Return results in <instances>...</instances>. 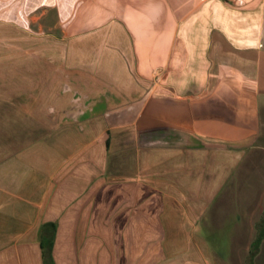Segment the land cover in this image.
<instances>
[{
    "label": "crops",
    "instance_id": "0c3cea01",
    "mask_svg": "<svg viewBox=\"0 0 264 264\" xmlns=\"http://www.w3.org/2000/svg\"><path fill=\"white\" fill-rule=\"evenodd\" d=\"M3 1L0 264H264V0Z\"/></svg>",
    "mask_w": 264,
    "mask_h": 264
},
{
    "label": "rangeland",
    "instance_id": "374dc122",
    "mask_svg": "<svg viewBox=\"0 0 264 264\" xmlns=\"http://www.w3.org/2000/svg\"><path fill=\"white\" fill-rule=\"evenodd\" d=\"M8 1L9 0H5V1H3V2H5V7H7V5H8ZM42 1H45V0H33V3H38L39 4V6L38 7H36L35 8V6L36 5H34V4H31L30 6H29V13L27 14V17H29L30 15L32 16V15H36L35 13H38V12H40L41 11V9H43V8H45L44 6H45V4H43V5H40L41 4V2ZM60 0H48V2L50 3V5H48V6H51L52 4H55L56 2H59ZM62 1V0H61ZM21 2H23V0H21ZM64 2H65V4L64 5H62V4H59V7L60 8H62V11H64L65 13H66V15H69L70 14V11L73 9V7L75 6L74 4V0H64ZM1 7H2V5H1ZM32 8H33V10H32ZM6 11H4L5 13L4 14H2V15H0V18H4V17H7V18H9V15H8V13H7V9H5ZM30 13H32V14H30ZM34 13V14H33ZM9 20L7 19L6 21L5 20H0V28L2 29V28H4L5 30H6V32H8L9 31V29L10 28H12L13 30H14V28L15 29H18V28H20V27H22V28H26V27H34L35 25L34 24H36V22L35 21H24V20H19V21H14V22H11V23H9L8 22ZM16 23H18L19 25L21 24L22 26H15V24ZM66 23H67V21H66ZM10 27V28H9ZM27 29V28H26ZM17 33V32H16ZM52 45H54V46H52ZM59 45V46H58ZM61 45V46H60ZM50 47H49V51H50V53H52L53 55L52 56H54V53H53V47H62V46H64V51H65V60L67 61L68 59H71L72 58V56H73V51H72V39H66V41H64V42H62V43H59V44H55V42H54V44H50L49 45ZM48 50V49H47ZM93 89V88H92ZM264 150V149H263ZM263 153V157H264V151H262Z\"/></svg>",
    "mask_w": 264,
    "mask_h": 264
},
{
    "label": "trees",
    "instance_id": "16d2710c",
    "mask_svg": "<svg viewBox=\"0 0 264 264\" xmlns=\"http://www.w3.org/2000/svg\"><path fill=\"white\" fill-rule=\"evenodd\" d=\"M260 240H261V236H258L256 238L255 242L252 244V247L250 250V260H251L252 256L256 253V251L258 250Z\"/></svg>",
    "mask_w": 264,
    "mask_h": 264
},
{
    "label": "water",
    "instance_id": "95a60500",
    "mask_svg": "<svg viewBox=\"0 0 264 264\" xmlns=\"http://www.w3.org/2000/svg\"><path fill=\"white\" fill-rule=\"evenodd\" d=\"M76 102L74 101V104H75ZM77 104V103H76ZM79 105L81 106L80 108H81V111H83V109H82V107H84V106H86V105H88V102H86L85 104H83V103H81L80 104V102H79ZM89 109H90V106H89ZM87 110V109H86ZM86 110H84V111H86ZM74 118V117H73ZM66 119H67V117H66Z\"/></svg>",
    "mask_w": 264,
    "mask_h": 264
}]
</instances>
